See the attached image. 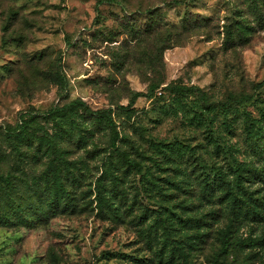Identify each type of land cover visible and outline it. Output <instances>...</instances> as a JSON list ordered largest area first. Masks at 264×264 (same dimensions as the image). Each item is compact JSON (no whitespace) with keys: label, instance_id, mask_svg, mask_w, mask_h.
<instances>
[{"label":"rangeland","instance_id":"rangeland-1","mask_svg":"<svg viewBox=\"0 0 264 264\" xmlns=\"http://www.w3.org/2000/svg\"><path fill=\"white\" fill-rule=\"evenodd\" d=\"M0 264H264V0H0Z\"/></svg>","mask_w":264,"mask_h":264},{"label":"trees","instance_id":"trees-1","mask_svg":"<svg viewBox=\"0 0 264 264\" xmlns=\"http://www.w3.org/2000/svg\"><path fill=\"white\" fill-rule=\"evenodd\" d=\"M178 3H179V2H178ZM71 103H72V104H81V105H85V103H84L82 100H80V99H76V100L72 101ZM86 109L88 110L87 106H86ZM116 138H117V133L114 132V133H113V136H112V142H111V144H112L113 147H115V141H116ZM120 155H121V157H122V160H123L126 164H128V165H130V166H133L136 170L140 171V166H141V165H140L139 162H136V161L132 160L131 158H129L128 156H126V155H125L124 153H122V152H120Z\"/></svg>","mask_w":264,"mask_h":264}]
</instances>
